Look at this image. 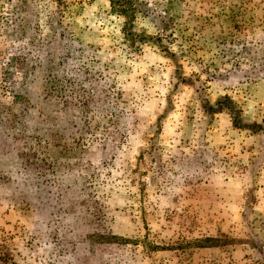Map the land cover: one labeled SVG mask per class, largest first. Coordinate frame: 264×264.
Here are the masks:
<instances>
[{
	"label": "rangeland",
	"instance_id": "rangeland-1",
	"mask_svg": "<svg viewBox=\"0 0 264 264\" xmlns=\"http://www.w3.org/2000/svg\"><path fill=\"white\" fill-rule=\"evenodd\" d=\"M121 2L0 0V264H264V0Z\"/></svg>",
	"mask_w": 264,
	"mask_h": 264
},
{
	"label": "trees",
	"instance_id": "trees-1",
	"mask_svg": "<svg viewBox=\"0 0 264 264\" xmlns=\"http://www.w3.org/2000/svg\"><path fill=\"white\" fill-rule=\"evenodd\" d=\"M121 1L122 0H112V2L114 3V8L117 6V4H121L122 3ZM126 10H127V7H122L120 9H117V12L118 13H121V14H125V13H127ZM61 80H62V78L55 77V80L54 81H56V82L59 81V83H60ZM57 88H58L57 85L56 86H53L52 91H49V92H55V91L59 92V91H61V89H57ZM19 95L25 100V96H23L22 93L19 94ZM229 99H230V97H226L224 99H221V100H219V102H220L219 108H214V107H212L210 105V106H207V110L209 112H216V111H218L219 109L222 108V106H223L222 105V102L227 101ZM255 126H257V124H255ZM26 154L28 156L27 160L29 161V162L27 161V164L30 165V167H32L34 163H38V161H39L38 164L41 165V166L47 162V159H45V158H42V157L36 158V154L34 152H32V151H28ZM112 238L113 237H110V239L107 242H110V240Z\"/></svg>",
	"mask_w": 264,
	"mask_h": 264
}]
</instances>
